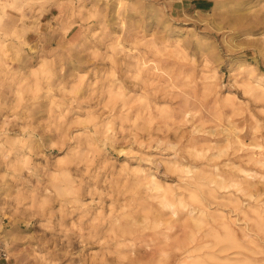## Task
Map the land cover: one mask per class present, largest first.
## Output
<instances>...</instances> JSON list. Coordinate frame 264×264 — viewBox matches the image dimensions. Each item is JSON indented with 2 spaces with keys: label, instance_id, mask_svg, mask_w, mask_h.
<instances>
[{
  "label": "clouds",
  "instance_id": "9594fccd",
  "mask_svg": "<svg viewBox=\"0 0 264 264\" xmlns=\"http://www.w3.org/2000/svg\"><path fill=\"white\" fill-rule=\"evenodd\" d=\"M0 264H264V0H0Z\"/></svg>",
  "mask_w": 264,
  "mask_h": 264
}]
</instances>
